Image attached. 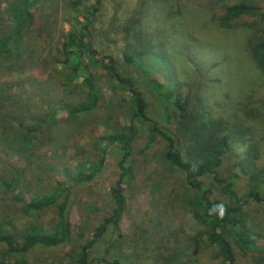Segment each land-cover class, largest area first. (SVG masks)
I'll use <instances>...</instances> for the list:
<instances>
[{
    "label": "rangeland",
    "instance_id": "obj_1",
    "mask_svg": "<svg viewBox=\"0 0 264 264\" xmlns=\"http://www.w3.org/2000/svg\"><path fill=\"white\" fill-rule=\"evenodd\" d=\"M70 1L39 0L32 7V23L24 33L21 47L22 56L28 57L34 52L36 59H27L32 64L19 59L8 70L0 65V82L14 83L21 101L32 103L29 106L34 112L45 113L57 102L54 97L45 98L43 89L34 87L33 83L47 78L50 85L45 82L46 85L57 86L59 78L46 75L50 67L42 60L46 58L49 62L51 59L49 40H58V32L68 30L69 19L79 15L85 7L83 0H78L76 8L71 7ZM234 1L237 0H102L98 20L91 28L90 44L95 58L104 64L109 60L114 62L119 71L136 81L147 103V114L163 122L162 102L155 92L143 85V74L126 60L133 49H139H130L136 42L131 35L133 25H139L142 37L149 35L148 45L141 44L163 56V62L152 59L146 62L150 77L168 87L178 84L181 96L189 90L195 95V101L201 102L204 116L223 118L224 122L228 120L243 128L238 129L240 133L236 132L237 141L232 142L233 149L224 155L221 168L222 175L232 171L239 173L235 188L241 192L246 188L249 175L237 163L241 157L250 158L244 168L257 165L264 178V71L251 57V46L261 34L259 14H241L226 24L221 22L223 5ZM248 1L254 2L258 10L264 7V0ZM0 2L5 7L4 1ZM4 12L1 10L2 15ZM91 68L100 94L107 105H114V109L100 108L90 120L68 119L58 111L56 123L42 126L38 148L35 147L27 158L0 145V174L6 179L13 175L20 178L22 188L29 192L27 195L46 192L54 178L60 177L59 169L85 159L87 152L92 150L90 138L93 134L101 136L112 124L124 122L122 107L127 94L117 87L101 65L94 63ZM192 112L191 117L199 115V111ZM34 123L30 119L23 122L27 126ZM169 125L178 135L187 136L186 122L180 129L176 118H171ZM12 127V119L6 123L0 121V129ZM144 132L134 141L132 173L123 183L126 211L118 230L104 235L95 246V253L105 258L122 254L124 264H217L219 257L215 249L196 236L198 227L183 206L184 186L160 159L158 137L152 139L145 152H136L146 143L147 132ZM39 139L42 143H38ZM114 151V148H107L106 160L91 181L72 188L71 225L72 234L76 235L55 249L34 248L21 261L9 259L7 264H70L68 253L73 239L79 241L80 236H89L111 209L109 188L118 172ZM19 191L21 193H16L23 194ZM214 192L217 193L215 189ZM261 194L259 201L242 204L245 222L250 227L264 222V187ZM0 220L6 221L16 232L31 220L50 227L53 214L46 211L32 219L20 210L18 201L9 191L0 188ZM261 244L262 239L256 237L255 245ZM2 249L0 245V253ZM232 249L236 264H264V255L258 251H241L235 244Z\"/></svg>",
    "mask_w": 264,
    "mask_h": 264
},
{
    "label": "trees",
    "instance_id": "obj_2",
    "mask_svg": "<svg viewBox=\"0 0 264 264\" xmlns=\"http://www.w3.org/2000/svg\"><path fill=\"white\" fill-rule=\"evenodd\" d=\"M1 1H4L5 7L0 4V65L8 70L19 59L26 64H32L27 59L35 60L36 55L30 52L28 57L22 56L21 47L24 33L32 23V7L39 0ZM83 1L85 6L83 11L69 19L70 28L59 31L58 40L54 42L49 40V50L52 52L49 62L46 58L42 60L43 64L50 67L46 75H55L59 78L57 86H49L50 82L47 78L34 80L33 83L34 87L43 89L45 98L56 99L53 108L45 113L34 112L29 106L32 103L21 101L22 97L20 92H16L14 83L0 82V121L3 123L9 122V119L13 121L11 129H0V145L7 146L27 158L31 156L35 147L38 148L37 139L42 126L56 123V119L59 118L58 111L68 119L90 120L97 115L100 108L114 109V105H107L100 94L91 68L94 63L101 65L117 87L127 94L122 107L124 122L112 124V128L101 136L93 134L90 138L92 150L86 153L85 159L76 162L73 166L59 169L60 177L54 178L46 192L27 195L26 193L29 192L22 188L20 178L13 175L6 179L0 174V188L11 193L25 215L33 219L42 212L51 211L53 214L50 227L31 220L21 231L16 232L12 231L6 221L0 220V245H3L0 264H7L9 259L19 262L29 250L34 248L55 249L68 243L76 235L72 234L71 225L72 188L91 181L100 172L106 160L108 147L115 150L117 157L115 164L118 170L109 188L111 209L94 226L89 236L81 238L78 234L80 240L73 239L68 259L70 264H124L125 259L122 257L124 255L101 257L95 253V246L104 235L118 230L119 221L126 211L123 183L127 182L132 173V148L138 134L144 130L147 132L146 143L136 152H145L152 139L158 137L161 142L160 159L184 186L183 206L198 227L196 236L200 237V241L206 246L215 249V255L219 257L217 264H236L232 244L241 251H258L264 255V222L255 227L248 226L242 210V204L246 201L262 199L260 196L264 187L262 169L254 164L244 168L250 158L243 156L238 160L237 163L249 173L246 188L241 192L235 188L238 172L221 174L224 155L233 149L232 142H236L238 138L236 132L240 133L238 129L243 128L236 127L228 120L224 122L223 118L204 116V113L201 114V102H196L195 95L190 94L189 90L181 96L178 92V84L168 87L150 77L148 75L150 68L146 62L151 59L159 63L163 62V56L141 44L148 45L149 35L142 37L143 30L138 29L139 25L137 27L133 25L131 35L136 42L130 46V49H139H133L126 60L134 64L143 74V85L155 92L164 110L163 122L149 116L147 103L136 81L130 75L119 71L114 62L109 60L104 64L94 57L95 50L90 44L91 28L98 20L102 0ZM77 4L78 0L70 1L73 8H76ZM138 8L140 15L143 14L139 3ZM3 9L4 15L1 14ZM241 14L260 16L261 34L251 46V57L264 71V7L258 10L254 2L248 0L224 4L221 22L226 24ZM47 34L50 35V32ZM192 111H199V115L191 117L190 115L194 113ZM7 116L9 118H6ZM171 118H176L180 129L186 122L188 127L186 137L178 135L169 125ZM26 119L33 120L34 125H24ZM40 141L39 139L38 143H42ZM91 156L94 159H90ZM66 178L69 182L65 180ZM19 190H22L23 194H18L21 193ZM219 205H223L226 209L222 217L219 207H215ZM256 237L262 239V244L259 246L255 245Z\"/></svg>",
    "mask_w": 264,
    "mask_h": 264
},
{
    "label": "clouds",
    "instance_id": "obj_3",
    "mask_svg": "<svg viewBox=\"0 0 264 264\" xmlns=\"http://www.w3.org/2000/svg\"><path fill=\"white\" fill-rule=\"evenodd\" d=\"M215 207H219V209H220V216L222 217L224 215L225 211H226V209L224 208V206L223 205H219V206H215Z\"/></svg>",
    "mask_w": 264,
    "mask_h": 264
}]
</instances>
